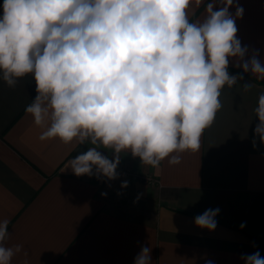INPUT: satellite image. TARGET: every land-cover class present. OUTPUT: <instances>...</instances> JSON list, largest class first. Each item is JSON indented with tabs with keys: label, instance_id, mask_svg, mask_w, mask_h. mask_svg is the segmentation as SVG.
Segmentation results:
<instances>
[{
	"label": "clouds",
	"instance_id": "1",
	"mask_svg": "<svg viewBox=\"0 0 264 264\" xmlns=\"http://www.w3.org/2000/svg\"><path fill=\"white\" fill-rule=\"evenodd\" d=\"M203 3L3 0L0 74L9 87L33 77L36 95L25 112L41 129L39 140L92 145L68 161L77 177L117 179L121 152L153 168L165 159L178 165L181 153L199 151L204 131L223 107L225 86L243 79L229 73L230 60L264 79L258 50L245 59L249 49L237 38L236 19L244 13L239 0H209L203 18L193 21ZM252 86L244 83L243 91ZM254 113V133L264 144V93ZM101 150H111L113 158ZM219 211L205 210L195 225L215 230ZM9 223L0 221V264H11L23 247L5 246ZM151 251L142 246L134 264H152ZM241 259L264 264L259 251Z\"/></svg>",
	"mask_w": 264,
	"mask_h": 264
},
{
	"label": "crops",
	"instance_id": "2",
	"mask_svg": "<svg viewBox=\"0 0 264 264\" xmlns=\"http://www.w3.org/2000/svg\"><path fill=\"white\" fill-rule=\"evenodd\" d=\"M208 2L193 21L203 18ZM239 4L245 59L258 50L264 62V0ZM228 70L243 79L222 90L223 107L199 151L158 168L121 152L117 169L133 177L115 180L74 175L68 161L92 145L39 140L41 129L25 112L36 95L33 77L9 87L0 74V221H10L5 246H23L11 264H134L142 246L152 248V264H245L241 257L256 251L264 257V144L254 133L264 79L244 73L234 59ZM244 83L253 86L244 92ZM101 151L113 158L111 150ZM217 208L215 230L195 225L197 215Z\"/></svg>",
	"mask_w": 264,
	"mask_h": 264
},
{
	"label": "built area",
	"instance_id": "3",
	"mask_svg": "<svg viewBox=\"0 0 264 264\" xmlns=\"http://www.w3.org/2000/svg\"><path fill=\"white\" fill-rule=\"evenodd\" d=\"M117 172L119 174V177H123V178H131L133 177V174L131 171H128V170H120V169H117ZM145 183H148V184H155L156 181L154 180V178H151V177H146L144 180H143Z\"/></svg>",
	"mask_w": 264,
	"mask_h": 264
}]
</instances>
